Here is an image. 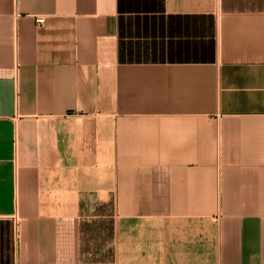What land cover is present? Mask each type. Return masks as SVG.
<instances>
[{"label": "crops", "instance_id": "1", "mask_svg": "<svg viewBox=\"0 0 264 264\" xmlns=\"http://www.w3.org/2000/svg\"><path fill=\"white\" fill-rule=\"evenodd\" d=\"M0 264H264V0H0Z\"/></svg>", "mask_w": 264, "mask_h": 264}, {"label": "built area", "instance_id": "2", "mask_svg": "<svg viewBox=\"0 0 264 264\" xmlns=\"http://www.w3.org/2000/svg\"><path fill=\"white\" fill-rule=\"evenodd\" d=\"M36 21L38 24H41L44 21V19L42 17H39L36 19Z\"/></svg>", "mask_w": 264, "mask_h": 264}]
</instances>
